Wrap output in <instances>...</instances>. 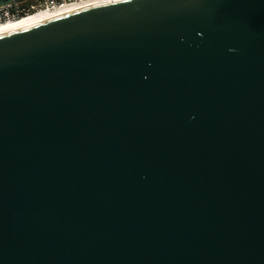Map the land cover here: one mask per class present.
<instances>
[{
  "label": "water",
  "instance_id": "95a60500",
  "mask_svg": "<svg viewBox=\"0 0 264 264\" xmlns=\"http://www.w3.org/2000/svg\"><path fill=\"white\" fill-rule=\"evenodd\" d=\"M0 264H264V0L0 34Z\"/></svg>",
  "mask_w": 264,
  "mask_h": 264
},
{
  "label": "built area",
  "instance_id": "2783aa9c",
  "mask_svg": "<svg viewBox=\"0 0 264 264\" xmlns=\"http://www.w3.org/2000/svg\"><path fill=\"white\" fill-rule=\"evenodd\" d=\"M108 0H26L0 6V23L18 20L31 15H46L69 11L74 12L94 5L106 3ZM114 1V0H109Z\"/></svg>",
  "mask_w": 264,
  "mask_h": 264
},
{
  "label": "bare ground",
  "instance_id": "6f19581e",
  "mask_svg": "<svg viewBox=\"0 0 264 264\" xmlns=\"http://www.w3.org/2000/svg\"><path fill=\"white\" fill-rule=\"evenodd\" d=\"M108 1H104V2H108ZM94 6H96V5H94ZM68 12L69 11L50 13V14H46V15H42V14L31 15V16L24 17V18H21L18 20L0 23V34L11 32V31H14L17 29L28 27V26H32L34 24L49 20L51 18L67 14Z\"/></svg>",
  "mask_w": 264,
  "mask_h": 264
}]
</instances>
